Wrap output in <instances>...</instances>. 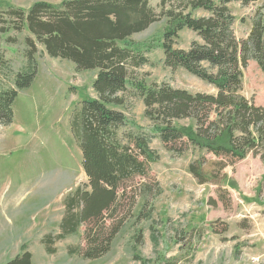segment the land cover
<instances>
[{"label": "trees", "instance_id": "trees-1", "mask_svg": "<svg viewBox=\"0 0 264 264\" xmlns=\"http://www.w3.org/2000/svg\"><path fill=\"white\" fill-rule=\"evenodd\" d=\"M257 1L161 0L158 13L151 0H64L59 6L36 2L27 13L13 7L5 11L14 29L26 28L31 35L26 37V66L15 75L13 87H0V127L13 122L16 98L37 76L38 44L50 57L72 61L78 70H98L95 97L84 99L70 121L90 190L77 188L67 196L61 232L56 237L49 233L41 241L47 252L55 253V242L82 225L86 247H71L70 253L95 260L109 252L123 224L117 221L122 187L137 177L144 180L138 190L145 202L138 219L152 215L154 199L162 193L151 170L160 159L151 146L153 138L174 156L191 148L214 157L202 154L188 170L200 185H217L219 199L230 206L229 191L222 183H233V188L238 183L228 179L225 169L251 153L264 164V142L252 146L254 129L264 125V115L243 94V69L249 61L264 73V5L255 11L250 33L242 40L235 35V16L229 8L232 2L248 6ZM198 11L206 14L196 16ZM164 17L166 28L155 46L133 40ZM184 29L198 37L188 49L175 46ZM8 31L2 26L1 32ZM155 48L163 50L166 67L183 68L217 92L193 93L166 81L148 84L138 70L149 63L147 54ZM7 70L9 60L0 45V73ZM133 99L143 101L151 132L126 114ZM180 120L191 122L180 126L176 124ZM108 219H113L112 226ZM7 264H32V254L25 251Z\"/></svg>", "mask_w": 264, "mask_h": 264}, {"label": "rangeland", "instance_id": "rangeland-1", "mask_svg": "<svg viewBox=\"0 0 264 264\" xmlns=\"http://www.w3.org/2000/svg\"><path fill=\"white\" fill-rule=\"evenodd\" d=\"M39 1L59 6L64 0H0V45L10 66L0 73V87H13L15 75L26 66V37L31 35L26 28L14 29L5 11L13 7L27 13ZM160 1L151 0L158 13ZM262 5L264 0L248 6L229 4L237 39L247 38L255 11ZM166 24L164 17L135 34L133 40L154 42L155 46ZM2 26L9 28L8 33L1 32ZM194 40H198L196 33L184 29L175 46L188 49ZM37 47V76L16 98L13 122L0 127V264L25 251L31 252L32 264H264V164L260 157L251 153L225 169L228 179L238 182L237 188L231 186L233 183H222L229 191L230 206L226 207L219 199L217 185H200L189 173V163L207 153L189 148L174 156L159 138L151 141L160 154L151 170L162 193L154 199L152 215L138 219L145 202L138 190L144 180L137 177L122 187L124 199L121 195L117 221L123 224L109 252L95 260L70 253L71 247L85 249V225L57 240L55 253L47 252L41 241L49 233L56 237L61 232L67 196L77 188L90 190L70 121L84 99L95 97L93 82L98 70H78L72 61L52 58L43 45ZM147 55L150 61L138 74L148 84L166 81L193 93L214 94L209 92V83L185 69L166 67L161 48ZM243 94L264 115V73L253 60L243 69ZM132 102L126 114L151 132L152 122L144 115L143 101ZM190 122L180 120L176 124ZM263 142L262 123L254 129L252 146ZM211 200L217 204H210ZM113 224V219L107 220V225Z\"/></svg>", "mask_w": 264, "mask_h": 264}, {"label": "crops", "instance_id": "crops-1", "mask_svg": "<svg viewBox=\"0 0 264 264\" xmlns=\"http://www.w3.org/2000/svg\"><path fill=\"white\" fill-rule=\"evenodd\" d=\"M199 12L201 13V11H199ZM202 14H204V15H205L206 13L204 12V13H201L200 15H202ZM211 86H212V85H211ZM211 89H212V90H211V91H209V92H211V93H214V94L217 92V90H216V88H215L214 86H212V88H211ZM159 141H160V140H159ZM160 142H161V141H160ZM161 144H162V143H161ZM246 159H247V158H246ZM246 159H245V160H246ZM237 183H238V182H237Z\"/></svg>", "mask_w": 264, "mask_h": 264}]
</instances>
